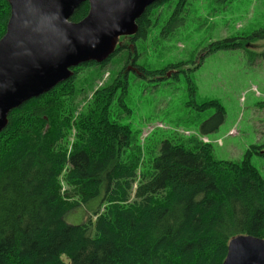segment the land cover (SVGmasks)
Wrapping results in <instances>:
<instances>
[{
    "label": "trees",
    "instance_id": "trees-1",
    "mask_svg": "<svg viewBox=\"0 0 264 264\" xmlns=\"http://www.w3.org/2000/svg\"><path fill=\"white\" fill-rule=\"evenodd\" d=\"M167 1L157 0L137 20L133 45H118L102 63L72 68L69 79L10 112L0 132V264H223L235 236L264 238V176L251 161L257 150L241 161L222 160L197 137L167 138L146 157L139 131L121 122L122 111H130L125 66L81 112L72 102L79 69L105 67L124 49L135 54L136 41L158 24L152 10ZM188 1L177 0L162 37L185 23ZM89 8L82 3L71 20H82ZM9 17V1L0 0V39ZM263 39L264 27L209 48L243 49L255 61L264 51L247 45ZM143 72L150 77L162 70ZM205 106L217 109L221 124L223 106L216 100ZM92 202L97 205L86 220L67 222L68 213L87 212Z\"/></svg>",
    "mask_w": 264,
    "mask_h": 264
},
{
    "label": "rangeland",
    "instance_id": "rangeland-1",
    "mask_svg": "<svg viewBox=\"0 0 264 264\" xmlns=\"http://www.w3.org/2000/svg\"><path fill=\"white\" fill-rule=\"evenodd\" d=\"M177 0L167 1L151 12L152 22L146 40H137V62L143 70H162L161 74L141 77L128 73L121 122L139 131L145 156L161 140L186 142L197 137L213 147L217 159L241 161L247 151L257 150L252 163L264 176V59L252 61L243 49L211 51L218 40L244 37L264 27V0H189L183 6L185 23L166 38V21ZM130 36H122L123 46L133 45ZM248 48L264 51V39ZM135 54L119 51L104 66L81 67L72 99L81 112L98 88L111 83ZM127 57L129 62L125 63ZM135 60V59H134ZM126 64V65H125ZM183 64L182 67H176ZM179 69L173 72V69ZM176 71V70H175ZM172 72V76H167ZM160 76V77H159ZM209 100L218 101L225 110L224 120L216 126L217 109L205 108ZM116 113L121 114L117 109ZM75 131L70 136L74 140ZM254 146L257 148L254 149ZM78 209L66 215L70 224H79L92 214Z\"/></svg>",
    "mask_w": 264,
    "mask_h": 264
},
{
    "label": "water",
    "instance_id": "water-1",
    "mask_svg": "<svg viewBox=\"0 0 264 264\" xmlns=\"http://www.w3.org/2000/svg\"><path fill=\"white\" fill-rule=\"evenodd\" d=\"M8 1L10 17L0 39V132L13 109L69 79L72 68L106 61L120 37L138 32L137 20L157 0ZM86 1L88 14L72 21ZM223 264H264V238L235 236Z\"/></svg>",
    "mask_w": 264,
    "mask_h": 264
},
{
    "label": "flooded vegetation",
    "instance_id": "flooded-vegetation-1",
    "mask_svg": "<svg viewBox=\"0 0 264 264\" xmlns=\"http://www.w3.org/2000/svg\"><path fill=\"white\" fill-rule=\"evenodd\" d=\"M131 37V36H130ZM141 67L140 66H138L137 64H136V62L134 61V59L132 58L131 60H130V62L127 64V66H126V71L128 72V73H134V74H136V75H138V76H141V77H145V75H144V72H143V70H141L140 69ZM176 70V71H175ZM179 69H173V72L175 73V72H177ZM166 75H168V72H167V74ZM173 74H171V76H172ZM160 77V76H159Z\"/></svg>",
    "mask_w": 264,
    "mask_h": 264
}]
</instances>
